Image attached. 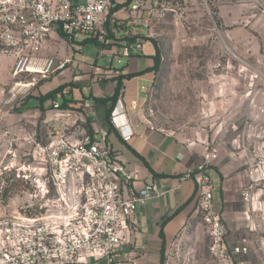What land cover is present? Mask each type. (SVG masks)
Here are the masks:
<instances>
[{
  "label": "built area",
  "instance_id": "built-area-1",
  "mask_svg": "<svg viewBox=\"0 0 264 264\" xmlns=\"http://www.w3.org/2000/svg\"><path fill=\"white\" fill-rule=\"evenodd\" d=\"M171 4V0H0V57L12 59L14 78L49 79L69 69L71 57L47 54L50 40L63 39L75 46L85 40L120 45L111 59L119 61L144 50L157 17L172 11ZM95 74V81H101L121 71L111 64L96 66ZM32 85L35 81H16L20 90ZM153 86H143V92L149 96ZM67 92L63 89L51 100L58 115L48 144L41 148L44 169L39 175L19 174L32 185L28 198L13 202L9 214L0 217V264H87L92 259L124 264L120 256L129 243L125 223L139 205L162 193L157 183L148 182L125 194L133 174L113 150L109 130L91 129L76 108L63 107L59 98ZM93 104L89 99L83 105L93 110ZM117 117L112 115V123L118 128ZM119 130L125 141L134 134L125 126ZM218 158L217 148L210 146L188 175L198 186V213L208 227L214 263L244 264L238 256L250 253L251 241L244 237L229 246L228 227L215 208L217 187L209 169ZM256 181L252 176L241 192L249 204L255 200Z\"/></svg>",
  "mask_w": 264,
  "mask_h": 264
},
{
  "label": "rangeland",
  "instance_id": "rangeland-1",
  "mask_svg": "<svg viewBox=\"0 0 264 264\" xmlns=\"http://www.w3.org/2000/svg\"><path fill=\"white\" fill-rule=\"evenodd\" d=\"M171 2L173 10L159 15L152 28L162 60L142 106L144 118L184 140H205L222 155L232 154L246 176L243 187L257 177L250 213L258 238L251 240V249L257 250L256 264H264V0ZM47 44V54L66 57L72 52L63 39ZM136 58L143 69L147 57ZM128 60L122 58V64ZM99 63L107 65L108 58L100 57ZM12 68L11 58L0 57V217L9 214L13 202L28 198L32 185L19 174L39 175L45 167L41 148L53 134V120L45 104L41 109L39 96L67 76L14 78ZM17 80L35 85L20 90ZM199 216L197 230L177 241L166 264H215L208 227Z\"/></svg>",
  "mask_w": 264,
  "mask_h": 264
},
{
  "label": "crops",
  "instance_id": "crops-1",
  "mask_svg": "<svg viewBox=\"0 0 264 264\" xmlns=\"http://www.w3.org/2000/svg\"><path fill=\"white\" fill-rule=\"evenodd\" d=\"M66 48L72 49L69 53L72 56L67 54L66 57H71L73 63L64 71L67 76L60 85H64L68 92L62 98L73 100L69 102V107L81 113L88 127L109 130L113 150L133 174L132 181L124 187L125 194L140 190L148 182L157 183L162 191L158 197L139 205L125 223L124 232L129 243L124 246L120 259L124 264H166L171 248L177 241L187 240L192 234L191 230L195 232L199 227L198 186L188 173L195 170L210 145L205 140H184L155 127L144 118L142 106L148 96L142 87L154 84L159 73L154 69L157 48L154 38L147 42L142 52L125 57L129 59L126 64H122L124 57H120L119 61L111 60L116 49H121L120 45L102 46L91 41L78 46L70 44ZM56 53L62 56L60 52ZM103 56L108 58L107 65L99 63ZM138 56L147 57L148 62L143 69L138 67ZM111 64L121 71L120 75H135L123 78L120 95L110 118H107L108 105L97 101V98L112 96L120 75L95 81V67L108 68ZM140 81L144 84L139 89ZM84 87L90 91L87 93ZM95 87L98 88L97 93L94 92ZM140 93L144 96L139 97ZM89 99H93V110L83 105ZM45 107L48 118L54 120L58 111L51 107V99L45 102ZM112 115H118V128L112 123ZM121 126H125V131L133 130L129 141L122 137ZM217 151L219 159L214 161L209 173L217 187L215 208L222 213L228 227L227 243L233 246L244 237L253 241L258 238L256 221L250 213L253 212L251 206H255L245 202L241 194L246 176L232 154L222 155L218 148ZM257 254V250L252 248L250 253L238 258L244 264H256Z\"/></svg>",
  "mask_w": 264,
  "mask_h": 264
},
{
  "label": "trees",
  "instance_id": "trees-1",
  "mask_svg": "<svg viewBox=\"0 0 264 264\" xmlns=\"http://www.w3.org/2000/svg\"><path fill=\"white\" fill-rule=\"evenodd\" d=\"M92 40H85L83 41L82 43L85 44V43H88V42H91ZM97 43V42H96ZM103 46V45H102ZM156 55H155V65H154V69L159 71L160 68H161V60H162V56H161V51H160V47L158 46V44L156 43ZM133 75L135 74H125V75H120L117 79V85H116V88H115V91H114V94L110 97H104V98H97V101H102L104 102L105 104H107V110H106V113H107V118L111 116V113H112V110H113V107H114V104L115 102L117 101L119 95H120V92H121V88H122V81H123V78L125 77H132ZM64 89V85H60L50 91H48L47 93L45 94H42L39 96V101H40V107L41 109L44 110V104L47 100L51 99H55L56 98V94L60 91H62ZM70 101H73L72 99L71 100H67L64 98V101H63V104L62 106L63 107H69V102ZM89 128L90 125H89ZM92 129V128H91Z\"/></svg>",
  "mask_w": 264,
  "mask_h": 264
}]
</instances>
